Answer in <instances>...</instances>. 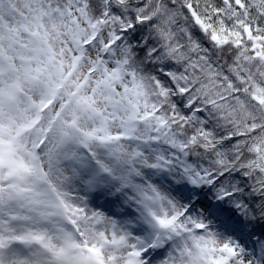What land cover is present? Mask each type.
Returning <instances> with one entry per match:
<instances>
[{
	"label": "snow or ice",
	"instance_id": "snow-or-ice-1",
	"mask_svg": "<svg viewBox=\"0 0 264 264\" xmlns=\"http://www.w3.org/2000/svg\"><path fill=\"white\" fill-rule=\"evenodd\" d=\"M0 264H264V0H0Z\"/></svg>",
	"mask_w": 264,
	"mask_h": 264
}]
</instances>
